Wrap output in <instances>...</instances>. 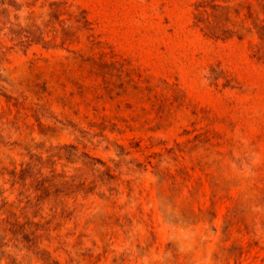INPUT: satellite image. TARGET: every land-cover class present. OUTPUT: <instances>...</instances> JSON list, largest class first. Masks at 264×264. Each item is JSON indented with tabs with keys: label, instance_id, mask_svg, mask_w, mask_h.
I'll return each instance as SVG.
<instances>
[{
	"label": "rangeland",
	"instance_id": "1",
	"mask_svg": "<svg viewBox=\"0 0 264 264\" xmlns=\"http://www.w3.org/2000/svg\"><path fill=\"white\" fill-rule=\"evenodd\" d=\"M199 1L0 0V264H264V35Z\"/></svg>",
	"mask_w": 264,
	"mask_h": 264
},
{
	"label": "trees",
	"instance_id": "2",
	"mask_svg": "<svg viewBox=\"0 0 264 264\" xmlns=\"http://www.w3.org/2000/svg\"><path fill=\"white\" fill-rule=\"evenodd\" d=\"M193 19L203 35L210 38L227 33L236 34L238 38H241L246 32H252V29L256 30L259 38L264 35L263 20L259 19L257 12L253 10L250 4L244 2L231 5L227 2L220 4L214 2V0H201L195 5ZM248 19L251 20L252 26H246ZM70 52L72 53L71 56L66 57L65 61H60L57 64L61 70L60 73L65 75L64 81L58 79L57 83L63 90L60 98L66 97L65 92L68 83L75 87L66 100L70 106H75L77 103L73 100L74 96L87 99L82 86L84 81L82 77L83 68H80L84 55L80 50H70ZM88 102L90 103V101Z\"/></svg>",
	"mask_w": 264,
	"mask_h": 264
}]
</instances>
